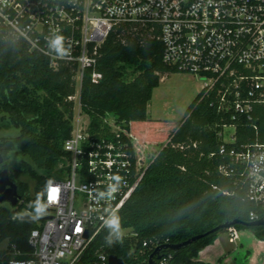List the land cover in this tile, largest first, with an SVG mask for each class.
<instances>
[{
    "label": "built area",
    "instance_id": "1",
    "mask_svg": "<svg viewBox=\"0 0 264 264\" xmlns=\"http://www.w3.org/2000/svg\"><path fill=\"white\" fill-rule=\"evenodd\" d=\"M0 27L46 56L52 68L75 66L78 82L69 97L75 102L72 132L64 142L69 156L60 177L50 178L44 190L48 206L29 236L32 251L14 247L2 264H79L107 227L105 221L118 215L144 176L136 174L135 152L142 147L117 127L93 133L80 99L87 72L93 82L103 79L101 49L120 27L141 42L159 40L166 65L204 79V97L228 115L219 131L220 152L231 145L230 156L242 166L245 199L252 205L248 221L264 219V139L257 132L254 140L238 144L237 134L245 125L257 131L258 113L264 111V0H0ZM57 37H63V55L53 45ZM53 188L56 198L50 200ZM236 230L229 229L232 237ZM166 243L171 242L145 238L124 264H150L155 248ZM172 251H162L156 264H169ZM110 255L103 245L90 264H108Z\"/></svg>",
    "mask_w": 264,
    "mask_h": 264
},
{
    "label": "trees",
    "instance_id": "2",
    "mask_svg": "<svg viewBox=\"0 0 264 264\" xmlns=\"http://www.w3.org/2000/svg\"><path fill=\"white\" fill-rule=\"evenodd\" d=\"M101 52L99 70L103 79L93 82L86 73L80 88L82 109L90 116L93 133L110 132L117 127L127 140L142 147L135 152L139 159L136 174L144 176L115 216L120 239L113 234L114 242L108 244L106 237L110 230L106 227L79 264L93 262L103 245L109 254L130 261L131 252L139 251L145 238L157 236L180 243L233 218L248 221L252 205L245 199L242 166L230 156L231 145H227L224 153L220 152L219 131L228 115L219 111L211 98L204 97L202 90L183 119H150L148 106L160 85V74L178 71L163 62L162 42L157 39L141 42L139 36L134 37L120 27L111 33ZM128 69L134 73L131 80L127 79ZM75 76V66L62 64L58 69L52 68L46 56L0 27V131L6 116L20 129L14 138H0V150L5 162L11 150H18L28 158L17 164L13 179L14 175L26 174L36 181L35 194L30 195L29 184L15 180L20 203L13 208L0 206V241H10L9 249L1 252L0 264L9 261V252L14 247L27 253L32 251L29 236L42 220L22 217L20 213L23 210L36 213L35 201L38 197L44 201L49 179L60 177L62 170L56 168L69 156L64 142L73 127L75 102L69 97L78 90ZM258 115L261 122L257 131L248 125L238 128V144L254 140L257 132L264 139V111ZM163 123L170 127L165 138L158 140L155 133H159L157 128ZM221 166L228 172H223ZM4 167L7 168L5 163ZM235 228L252 229L264 240V226L240 224ZM125 229H132L137 236H122ZM228 230L221 229L172 251L169 264H206L197 259L199 252L220 232Z\"/></svg>",
    "mask_w": 264,
    "mask_h": 264
},
{
    "label": "rangeland",
    "instance_id": "3",
    "mask_svg": "<svg viewBox=\"0 0 264 264\" xmlns=\"http://www.w3.org/2000/svg\"><path fill=\"white\" fill-rule=\"evenodd\" d=\"M127 72V79L131 80L133 78V71L132 69H128ZM161 82L160 85L155 89L153 93V98L149 102L148 106V113L149 118L153 120H181L185 117L186 112L192 102L196 99L198 94L202 91L204 79L200 78L198 75L185 72V71H177V72H168L164 74H160ZM113 120V117L109 118ZM2 127L0 131V138L1 140L14 138L19 135L20 129L15 127L10 119L6 116V118L2 122ZM157 126V123H155ZM160 125V124H159ZM159 133L156 134V138L160 140V138H165L167 135L168 128L170 127L168 124L163 123L162 125L158 126ZM233 131V128H229ZM28 159L18 150H11L8 154V159L6 160L5 164L10 171L11 178L15 172L17 164L23 160ZM62 161L57 166L56 170L60 169ZM40 172H42L40 170ZM13 179V178H12ZM15 180H22L29 184L30 186V195L35 194L36 190V181L32 179L30 176L26 174H22L20 176L14 175ZM0 206H5L8 208H13L9 202L0 203ZM22 217H34L39 219L43 216L37 215L29 210H23L20 213ZM238 230V229H237ZM132 229H125L123 230L122 234H130ZM10 247L9 239H5L0 241V257L1 252H6ZM251 248L254 249L255 246L251 245ZM249 252L239 253L236 254L237 264H249L250 255L248 256ZM263 256L262 260L264 259V253H261ZM260 256V255H259Z\"/></svg>",
    "mask_w": 264,
    "mask_h": 264
},
{
    "label": "crops",
    "instance_id": "4",
    "mask_svg": "<svg viewBox=\"0 0 264 264\" xmlns=\"http://www.w3.org/2000/svg\"><path fill=\"white\" fill-rule=\"evenodd\" d=\"M252 244L254 249L251 248ZM245 252H249V264H264L261 255L264 253V240L259 239L254 230L238 229L235 237L228 230L220 232L211 243L201 249L197 259L206 264H237L236 254Z\"/></svg>",
    "mask_w": 264,
    "mask_h": 264
},
{
    "label": "water",
    "instance_id": "5",
    "mask_svg": "<svg viewBox=\"0 0 264 264\" xmlns=\"http://www.w3.org/2000/svg\"><path fill=\"white\" fill-rule=\"evenodd\" d=\"M5 157L0 150V166L4 164ZM21 195L18 191V184L11 179L10 171L8 168H4L0 171V203L9 202L12 206H17L20 203ZM244 225L246 227H261L264 226V219L255 221H243L239 218H233L227 220L218 226H215L211 230L204 232L202 234H197L183 242L180 243H166L155 248L150 257V264H156V259L161 258L162 251L170 250H180L188 247L203 237L210 235L211 233L217 232L221 229H230L236 225ZM108 264H124V259L118 257L115 254L109 256Z\"/></svg>",
    "mask_w": 264,
    "mask_h": 264
},
{
    "label": "clouds",
    "instance_id": "6",
    "mask_svg": "<svg viewBox=\"0 0 264 264\" xmlns=\"http://www.w3.org/2000/svg\"><path fill=\"white\" fill-rule=\"evenodd\" d=\"M62 42H63V37H57L53 41V45L55 46L56 51L58 53H60L61 55L65 54L64 49L62 47ZM113 179L118 182L120 178L118 176H116V177H113ZM109 190L114 191V185L110 186ZM101 195H103V193H101ZM47 206L48 205L41 202L40 198L38 197L37 200L35 201V205H34L36 214L38 216L43 214L44 211L46 210ZM105 224L110 230L109 235L106 237V242L108 244H112L114 242L112 239L113 234H116V239L119 240L120 239L119 234H118L119 233V225H118L117 218L111 217L105 221Z\"/></svg>",
    "mask_w": 264,
    "mask_h": 264
},
{
    "label": "snow or ice",
    "instance_id": "7",
    "mask_svg": "<svg viewBox=\"0 0 264 264\" xmlns=\"http://www.w3.org/2000/svg\"><path fill=\"white\" fill-rule=\"evenodd\" d=\"M56 192H57V189H55V188H53V189H51V194H50V200H55V198H56ZM77 230L79 231L80 229L79 228H77Z\"/></svg>",
    "mask_w": 264,
    "mask_h": 264
},
{
    "label": "flooded vegetation",
    "instance_id": "8",
    "mask_svg": "<svg viewBox=\"0 0 264 264\" xmlns=\"http://www.w3.org/2000/svg\"><path fill=\"white\" fill-rule=\"evenodd\" d=\"M5 163V162H4ZM4 168H6V167H4V164H2L1 166H0V171L2 170V169H4Z\"/></svg>",
    "mask_w": 264,
    "mask_h": 264
}]
</instances>
